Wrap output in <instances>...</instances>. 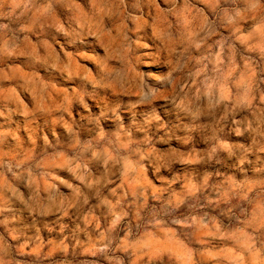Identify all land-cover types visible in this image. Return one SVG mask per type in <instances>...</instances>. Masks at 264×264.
Segmentation results:
<instances>
[{
  "label": "rangeland",
  "instance_id": "rangeland-1",
  "mask_svg": "<svg viewBox=\"0 0 264 264\" xmlns=\"http://www.w3.org/2000/svg\"><path fill=\"white\" fill-rule=\"evenodd\" d=\"M0 264H264V0H0Z\"/></svg>",
  "mask_w": 264,
  "mask_h": 264
}]
</instances>
